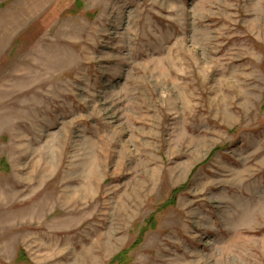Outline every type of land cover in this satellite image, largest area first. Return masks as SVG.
I'll list each match as a JSON object with an SVG mask.
<instances>
[{"label": "rangeland", "instance_id": "rangeland-1", "mask_svg": "<svg viewBox=\"0 0 264 264\" xmlns=\"http://www.w3.org/2000/svg\"><path fill=\"white\" fill-rule=\"evenodd\" d=\"M0 264H264V0H0Z\"/></svg>", "mask_w": 264, "mask_h": 264}]
</instances>
